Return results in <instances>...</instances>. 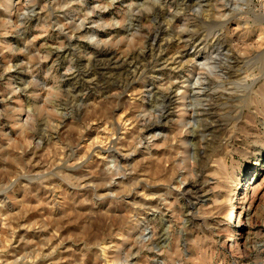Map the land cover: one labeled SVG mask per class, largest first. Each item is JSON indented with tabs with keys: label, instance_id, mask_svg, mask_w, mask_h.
Masks as SVG:
<instances>
[{
	"label": "clouds",
	"instance_id": "obj_1",
	"mask_svg": "<svg viewBox=\"0 0 264 264\" xmlns=\"http://www.w3.org/2000/svg\"><path fill=\"white\" fill-rule=\"evenodd\" d=\"M0 264H264V0H0Z\"/></svg>",
	"mask_w": 264,
	"mask_h": 264
}]
</instances>
